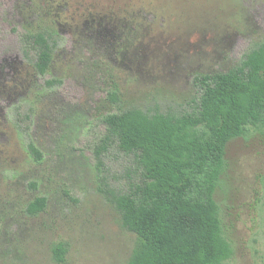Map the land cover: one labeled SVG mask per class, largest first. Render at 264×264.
<instances>
[{
  "label": "rangeland",
  "instance_id": "374dc122",
  "mask_svg": "<svg viewBox=\"0 0 264 264\" xmlns=\"http://www.w3.org/2000/svg\"><path fill=\"white\" fill-rule=\"evenodd\" d=\"M0 0V264H129L139 244L102 190L126 189L136 164L117 147L95 149L108 113L140 107L190 110L197 74L227 72L264 42V0ZM38 16L58 27L46 76L22 53ZM61 80L53 89L48 80ZM112 90L121 103L108 101ZM31 142L44 159L35 162ZM217 192L235 254L226 264H264V130L227 152ZM35 185V187H34ZM37 197L48 207L26 212Z\"/></svg>",
  "mask_w": 264,
  "mask_h": 264
},
{
  "label": "trees",
  "instance_id": "16d2710c",
  "mask_svg": "<svg viewBox=\"0 0 264 264\" xmlns=\"http://www.w3.org/2000/svg\"><path fill=\"white\" fill-rule=\"evenodd\" d=\"M28 1L30 15L39 2ZM49 21L38 16L22 36L24 59L43 77L59 43L57 24ZM193 82L199 98L190 110L132 107L103 118L106 134L95 149L98 162L117 147L136 164V178L126 189L106 184L102 190L122 227L139 239L129 264H226L234 257L216 195L228 169L230 144L246 138L251 128L264 130V42L227 72L197 74ZM60 84L46 81L48 89ZM108 101L122 102L116 90ZM28 151L35 162L43 161L35 142ZM47 207L48 199L37 197L26 212L36 217ZM53 252L61 264L68 245L60 243Z\"/></svg>",
  "mask_w": 264,
  "mask_h": 264
}]
</instances>
